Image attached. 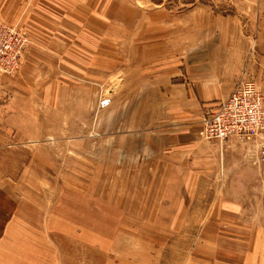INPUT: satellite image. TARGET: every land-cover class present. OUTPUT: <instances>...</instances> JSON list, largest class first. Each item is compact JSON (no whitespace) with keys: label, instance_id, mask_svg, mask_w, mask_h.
<instances>
[{"label":"rangeland","instance_id":"1","mask_svg":"<svg viewBox=\"0 0 264 264\" xmlns=\"http://www.w3.org/2000/svg\"><path fill=\"white\" fill-rule=\"evenodd\" d=\"M105 5L107 44L100 47L101 40L94 39L93 58L96 66L102 64L100 48L110 57L111 83L88 69L77 81L80 103L54 106L35 125L47 137L0 141V219L11 214V228L21 227L24 234L16 237V249L22 244L31 249L17 255L37 264L226 262L201 246L203 232L214 227L207 221L216 211L210 204L220 192L222 198L215 174L220 148L204 139L203 126H189L196 135L187 132L194 119L180 117L179 99H172L176 149L162 147L172 137L166 118L171 109L153 98L151 77L143 82L141 77L151 58L169 52L170 71L177 70L183 45L227 38L230 30L212 22V15L235 27L231 36L246 43L245 56L263 55L264 0H105ZM214 26L225 33L215 34ZM151 41L172 42L175 49L156 56ZM91 58L76 59L78 73ZM19 69L4 75L13 77ZM100 99L108 100L105 108H98Z\"/></svg>","mask_w":264,"mask_h":264},{"label":"crops","instance_id":"2","mask_svg":"<svg viewBox=\"0 0 264 264\" xmlns=\"http://www.w3.org/2000/svg\"><path fill=\"white\" fill-rule=\"evenodd\" d=\"M108 6L105 0H0V24L18 25L30 41L18 73L13 77L0 75V141L47 137L41 130L34 131L35 125L45 122L54 106L80 103L77 81L86 77L88 69L102 74L104 82L111 83L110 57L100 48L102 64L96 66L97 56L93 58L94 39L101 40L100 47L104 41L107 44ZM211 20L230 30L229 38L204 39L203 42L198 39L196 43L190 41L183 45V56H176L177 70L170 71L169 52L162 58H151L148 74L141 77V82L145 81L144 77H151L153 98L162 100L161 108L165 104L171 109L164 118L171 125L172 137L162 143L169 151L172 147L176 149L172 99H179L183 106L180 117L194 119L187 124V132L196 135L189 126L200 125L202 129L207 114L219 108L239 80H254L264 94V52L245 56L246 43L231 36L234 30L236 32L234 26L225 25L230 21L213 15ZM212 30L217 35L225 33L221 27L216 30L214 26ZM149 43V49L156 56L162 54V49H175L172 42ZM226 46L229 49H225ZM90 55V64L82 67L84 74L79 77L82 72L78 73L76 59ZM104 56L109 58L103 60ZM261 138L264 139V134L231 138L222 145L216 142L221 166L219 172L215 169V174L220 175L217 182L222 188V198L219 199L220 192L210 204L216 211L219 209L207 218L214 227L203 232L201 246L202 252L210 250L213 258L224 257L226 262L219 264H264V165L258 158ZM155 143L161 146L159 141ZM4 216L7 217L0 219L3 227L0 228L3 243L0 264H37L34 258L28 260L17 255L31 249L28 244L16 249V237L23 232L21 227L11 228L14 220H10V213ZM25 234L32 233L25 231ZM6 245L11 248L9 253Z\"/></svg>","mask_w":264,"mask_h":264},{"label":"built area","instance_id":"3","mask_svg":"<svg viewBox=\"0 0 264 264\" xmlns=\"http://www.w3.org/2000/svg\"><path fill=\"white\" fill-rule=\"evenodd\" d=\"M28 37L20 28L0 24V73L12 75L19 69ZM100 99L98 108H105ZM264 134V94L252 81L239 80L219 108L203 121V136L222 145L231 138H251ZM259 163L264 165V139L259 142Z\"/></svg>","mask_w":264,"mask_h":264}]
</instances>
